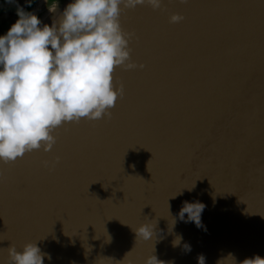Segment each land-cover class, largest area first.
<instances>
[{
	"label": "water",
	"instance_id": "95a60500",
	"mask_svg": "<svg viewBox=\"0 0 264 264\" xmlns=\"http://www.w3.org/2000/svg\"><path fill=\"white\" fill-rule=\"evenodd\" d=\"M70 2L0 0V35L18 19L16 5L51 24ZM162 6L120 16L144 68L116 69L124 96L111 119L67 123L51 152L0 162V264L11 244L28 242L44 264L264 257V0ZM172 14L184 20L169 23ZM185 201L205 205L202 227L179 219ZM145 223L156 225L148 241L132 230Z\"/></svg>",
	"mask_w": 264,
	"mask_h": 264
},
{
	"label": "clouds",
	"instance_id": "9594fccd",
	"mask_svg": "<svg viewBox=\"0 0 264 264\" xmlns=\"http://www.w3.org/2000/svg\"><path fill=\"white\" fill-rule=\"evenodd\" d=\"M6 3L15 4V0ZM145 5L165 11L162 0H72L57 22L47 24L16 5L18 19L0 35V162L15 163L34 150L51 152L57 143L54 133L67 123L111 119V110L124 96L123 83L115 79L116 69L144 68L132 60L129 44L135 33L123 30L120 16ZM183 20L179 14L169 17L171 24ZM59 162L56 157L43 165L49 168L51 163L54 168ZM204 209L203 203L185 201L178 217L185 221L187 214L185 222L200 228ZM155 227L145 223L132 230L137 239L148 241L156 235ZM184 248L191 251L187 244ZM6 252L7 264H44L47 255L37 242L25 243L21 251L11 244ZM205 259L199 255L198 264H205ZM145 264L165 262L152 254ZM240 264H264V257L256 255Z\"/></svg>",
	"mask_w": 264,
	"mask_h": 264
}]
</instances>
